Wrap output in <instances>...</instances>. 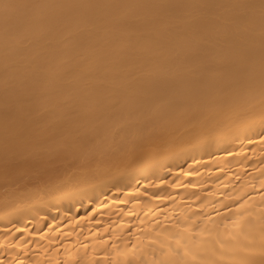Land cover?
<instances>
[{
  "label": "bare ground",
  "instance_id": "6f19581e",
  "mask_svg": "<svg viewBox=\"0 0 264 264\" xmlns=\"http://www.w3.org/2000/svg\"><path fill=\"white\" fill-rule=\"evenodd\" d=\"M24 2L97 7L29 9L70 23L7 32L0 16V262L261 264L264 101L242 74L195 71L201 61L176 43L186 18L248 14L201 5L239 0ZM237 39L258 70V10L254 30ZM99 42L134 64L138 83L115 107L90 104L95 117L77 129L71 112L89 95L81 73L123 79ZM225 54L217 45L209 55ZM34 75L53 82L52 102L6 142V111L18 126V85ZM21 158L41 164L18 167Z\"/></svg>",
  "mask_w": 264,
  "mask_h": 264
},
{
  "label": "snow or ice",
  "instance_id": "6c2138e0",
  "mask_svg": "<svg viewBox=\"0 0 264 264\" xmlns=\"http://www.w3.org/2000/svg\"><path fill=\"white\" fill-rule=\"evenodd\" d=\"M77 7H97V5L82 4H36L26 3L24 0H0V16L3 18L5 31L20 29L24 26H37L50 28L57 23H70V21L49 19L29 15L27 10L37 8H77ZM107 7V6H105ZM200 7L205 9L227 8L243 9L247 15L239 16H193L182 21L185 26L183 33H177L176 43L181 48H187L194 56L197 57L198 63L195 71L199 72L200 68L208 64L214 65L215 68H207L208 78L221 75H239L242 74L250 89L255 90L258 86L259 95L264 101V0H239L237 3L228 5L206 4ZM259 13V33H260V52L257 70V61L251 50H246L237 37H242L255 28V13ZM98 25L93 23L90 27L91 32H95ZM217 45H223L226 48L225 55H209L215 51ZM98 52L101 54L100 59L105 55H111L119 60V65L123 70V79H115L105 76L101 80H95L91 72H82L81 81L84 90L89 93L85 97L88 102L82 105L80 109H73L71 112L72 122L77 129L95 117V112L89 108L92 103L96 104L97 109L104 107H115L119 104L118 93L127 92L129 98H133V92L137 86L138 80L136 68L131 61L122 57L118 48L108 49L103 42L98 43ZM81 63H87V58H83ZM227 66V68L225 67ZM219 68L222 71L217 72ZM201 83L204 81L206 74L200 73ZM258 78V79H257ZM6 91L8 84H5ZM54 91L53 82L41 76H33L26 79L18 85V95L13 102V108L18 114L22 113L21 122L18 126L8 124L9 112L6 111L5 123V140L6 142L14 137L23 136L26 123L32 120L33 113L41 115V109L46 103L50 104L51 94ZM6 106L8 101L6 99ZM82 139H84L82 137ZM7 147V143H6ZM135 147V146H134ZM18 167L30 168L40 161L21 158L15 162ZM6 169L8 163L6 161ZM264 255V253H262ZM2 264V262H0ZM264 264V260L261 261Z\"/></svg>",
  "mask_w": 264,
  "mask_h": 264
}]
</instances>
